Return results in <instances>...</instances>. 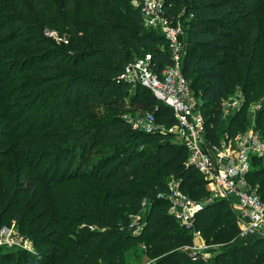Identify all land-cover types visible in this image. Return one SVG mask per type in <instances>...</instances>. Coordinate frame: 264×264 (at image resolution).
Instances as JSON below:
<instances>
[{"label":"trees","instance_id":"trees-1","mask_svg":"<svg viewBox=\"0 0 264 264\" xmlns=\"http://www.w3.org/2000/svg\"><path fill=\"white\" fill-rule=\"evenodd\" d=\"M73 1L0 0V228L14 221L36 249L19 255L0 247V264H123L132 243L144 244L152 264H208L192 260V232L168 213L170 182L202 202L206 180L173 135L141 132L124 118L136 109L165 126L175 122L148 89L118 79L145 54L158 72L170 65L163 36L143 27L130 0H93V26L72 19ZM164 6L187 17L181 73L202 102L210 143L219 142L220 102L234 85L244 104L227 134L246 129V106L261 99L254 129L264 135V23L235 0ZM45 30L64 33L67 42L56 43ZM87 151L104 156L73 171ZM247 178L257 194L264 191L263 169ZM193 223L217 247L212 263L264 264V236L240 239L226 200L208 202Z\"/></svg>","mask_w":264,"mask_h":264},{"label":"built area","instance_id":"built-area-1","mask_svg":"<svg viewBox=\"0 0 264 264\" xmlns=\"http://www.w3.org/2000/svg\"><path fill=\"white\" fill-rule=\"evenodd\" d=\"M144 28L160 31L168 50L171 64L158 72L151 63V56L145 54L125 65L118 76L119 80L140 85L148 89L153 97L172 110L174 124L165 126L157 122L154 115L144 112L135 119L124 116L132 126L144 133L166 132L184 145L188 153L187 162L194 166L206 180L209 191L221 199L235 197L239 238L247 239L264 236V201L250 188L247 176L253 162L264 160V135L254 128L245 129L229 136L226 127H222L231 112L236 113L244 104V97L239 96L220 102L222 123L220 139L217 145L210 143L206 136L202 102L189 88L181 73V62L187 50L184 25L181 22L184 11L172 15L164 6V0H134ZM45 36L56 43H66L63 35L54 30H45ZM264 170V165L261 167ZM168 213L185 228L191 227L194 216L208 202H194L177 189L175 182L169 183ZM13 228H0V247H13L21 240L13 233ZM194 245L187 249H193ZM192 260L207 258L196 254Z\"/></svg>","mask_w":264,"mask_h":264},{"label":"rangeland","instance_id":"rangeland-1","mask_svg":"<svg viewBox=\"0 0 264 264\" xmlns=\"http://www.w3.org/2000/svg\"><path fill=\"white\" fill-rule=\"evenodd\" d=\"M92 1L93 0H74L73 1L71 17H72V19H74L75 22H77L78 24H80L82 26H93L92 20H90L89 16H88V9H89V6L92 3ZM133 1L134 0H130L129 5L133 8H135ZM235 3L237 5V7L240 10H242L245 14L252 13V14H254V17L256 18V20L264 23V0H235ZM119 14H122V12L120 11ZM186 18L187 17L185 15L182 16V18H181V22L183 23V25L185 23ZM62 35H64V33ZM80 35H83V34L80 32ZM197 85H200V83H198ZM197 87H199V86H197ZM240 93H241L240 87L238 85H234L232 89L227 91L224 99L229 100L231 98H235V97H237V95L239 96ZM260 104H261V99H258L257 101L248 103V105L246 106V110H247L246 129L255 128L254 120H255L256 113L258 112V110L260 108ZM142 113H144V112L133 109L131 111L129 117L132 119H135L138 116H140ZM233 114H234V112H231L229 114V116L225 120H223V124H222L223 128L226 127L227 122L230 120V118L232 117ZM102 156H104L102 153L89 154V152L87 151L85 153V156L81 160L75 159V161H74L75 166L73 167V171H75L78 167L80 169L81 166H82L81 170H86L87 168H91L92 165L95 164L96 160H98ZM263 165H264V160H262V161L257 160L255 162H253L252 170L259 169V168L261 169V167ZM250 179L248 180V178H247L248 184L251 183ZM250 188L252 190L255 189V187L253 186L252 183L250 184ZM258 194L264 201V191L258 192ZM218 198H221V197H219L218 195H214V193L210 190L208 197L204 198L203 200L208 201L209 199L215 200ZM224 200L227 201L230 209L234 213H236V215H237V212H236V209L234 206L235 197H231L230 199L225 198ZM135 220H136V218L132 219V217H131V221L133 223H135L136 227L140 226V223L138 221H135ZM5 226H8V227L12 226L13 231H14L13 233H15L18 236V238L21 239L19 241L18 245H15L11 248V250L14 253L20 255L21 253H34L36 251L35 246L32 243V241L28 237L24 236L21 233L18 225L14 221L11 224L5 225ZM193 226H194V223L191 224V227L185 228V229H187V231H191L193 234L194 248L190 249V250L187 249L189 255L196 254V255H199L200 257L204 256L205 258H207L208 264H215V262L212 263V260L214 259V256L217 253L216 252L217 247L213 246V245L206 244L205 239L202 236V234L200 232H198V229L195 231L193 229ZM92 229H93V227H92ZM132 245L135 246L134 249L130 250L128 252H125L122 255L121 261L123 260V264H152V261L154 258H151L150 256H148L147 253H143V249H144L143 245L144 244H142V243L133 244L132 243ZM14 260L15 259L13 258L12 260L9 261V263L13 264ZM18 260H22V259L18 258ZM96 264H109V263L106 260L99 259L96 262Z\"/></svg>","mask_w":264,"mask_h":264}]
</instances>
